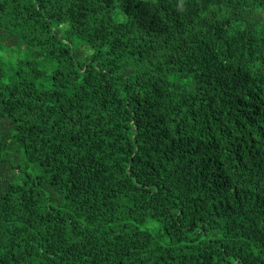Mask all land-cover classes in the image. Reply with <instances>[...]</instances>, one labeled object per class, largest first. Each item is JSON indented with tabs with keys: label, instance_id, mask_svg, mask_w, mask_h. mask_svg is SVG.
Returning a JSON list of instances; mask_svg holds the SVG:
<instances>
[{
	"label": "trees",
	"instance_id": "16d2710c",
	"mask_svg": "<svg viewBox=\"0 0 264 264\" xmlns=\"http://www.w3.org/2000/svg\"><path fill=\"white\" fill-rule=\"evenodd\" d=\"M0 264H264V0H0Z\"/></svg>",
	"mask_w": 264,
	"mask_h": 264
},
{
	"label": "rangeland",
	"instance_id": "374dc122",
	"mask_svg": "<svg viewBox=\"0 0 264 264\" xmlns=\"http://www.w3.org/2000/svg\"><path fill=\"white\" fill-rule=\"evenodd\" d=\"M116 17L118 18V19H120V20H122L123 19V16L122 15H120V14H116Z\"/></svg>",
	"mask_w": 264,
	"mask_h": 264
}]
</instances>
